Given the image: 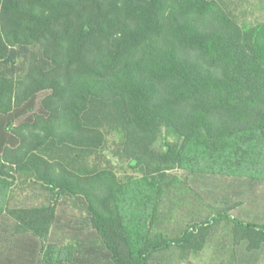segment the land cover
<instances>
[{"label": "trees", "instance_id": "trees-1", "mask_svg": "<svg viewBox=\"0 0 264 264\" xmlns=\"http://www.w3.org/2000/svg\"><path fill=\"white\" fill-rule=\"evenodd\" d=\"M223 6L219 0H0V58L11 47L39 44L49 60L47 67L33 66L18 80L0 74V111L46 91L49 115L24 125L32 132L43 128L46 143L60 134L90 138L97 128L87 119L112 107L125 143L134 148L120 157L133 169L141 167L143 151L156 135L163 140L157 156L169 167L191 142L215 152L236 135L264 140V28L255 31L252 45L247 27ZM24 137L12 151L17 169L51 199L44 206L7 209V215L20 231L46 243L59 200L76 191V181L108 172L57 173L51 167L41 172L37 165L30 174L27 164L34 154L25 153ZM34 148L41 151L40 144ZM147 180L161 188L160 179ZM219 219L232 223L252 245L264 242V223L224 211L204 224ZM92 221L115 264H148L156 252L189 247L194 233L193 228L180 238L159 235L127 251L106 218L95 214ZM48 256L45 246L44 261Z\"/></svg>", "mask_w": 264, "mask_h": 264}, {"label": "rangeland", "instance_id": "rangeland-1", "mask_svg": "<svg viewBox=\"0 0 264 264\" xmlns=\"http://www.w3.org/2000/svg\"><path fill=\"white\" fill-rule=\"evenodd\" d=\"M219 2L236 23L247 27L249 43L254 45L255 31L264 28V0ZM42 53L39 44L11 47L0 58V74L18 80L33 66L47 67L49 60ZM46 95V91L36 92L20 104L13 102L9 111H0V264H115L93 224L95 214L110 222L127 251L159 235L180 238L194 228L189 247L156 252L148 264H264V242L252 245L227 220L204 224L224 211L243 221L264 223L263 139L251 133L236 135L215 152L191 142L169 167L157 156L163 151V140L156 135L148 151L147 147L143 151L141 167L133 169L120 157L134 148L125 143L112 107L102 108L106 115L101 111L87 119L97 128L88 139L60 134L45 143L43 128L26 130L24 125L49 115L43 102ZM23 135L29 143L24 152L34 154L27 164L30 174L37 165L41 172L49 167L57 173L73 170L80 175L108 172L99 179L76 181V191L59 200L46 243L20 231L7 215V209L44 206L51 199L49 191L17 169L18 157L12 151L23 142ZM36 144L41 151L34 148ZM159 171L163 176H158ZM150 177L158 183L160 179L161 188L151 185Z\"/></svg>", "mask_w": 264, "mask_h": 264}]
</instances>
